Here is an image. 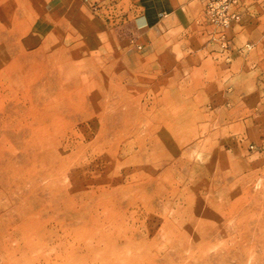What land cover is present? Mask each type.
Listing matches in <instances>:
<instances>
[{"label":"rangeland","instance_id":"374dc122","mask_svg":"<svg viewBox=\"0 0 264 264\" xmlns=\"http://www.w3.org/2000/svg\"><path fill=\"white\" fill-rule=\"evenodd\" d=\"M185 1L187 10L141 29L136 0H0V264L17 263L8 258L17 247L11 237L36 232L37 214L27 207L18 216L10 202L16 184L58 169L73 152L82 153L75 175L61 176L55 193L39 181L41 194L28 200L50 216L82 208L84 223L79 231L59 227L39 264H111L118 248L90 200L119 188L134 200L117 197L125 221L150 253L168 228L186 229L194 201L203 203L213 183L232 186L237 207L250 194L264 204V7L245 0L223 47L205 0ZM47 103L65 109L54 132L46 130ZM52 148L58 159L50 167ZM47 230L39 224L37 234ZM70 237L87 246H68Z\"/></svg>","mask_w":264,"mask_h":264},{"label":"bare ground","instance_id":"6f19581e","mask_svg":"<svg viewBox=\"0 0 264 264\" xmlns=\"http://www.w3.org/2000/svg\"><path fill=\"white\" fill-rule=\"evenodd\" d=\"M15 60L19 63V57H15ZM47 80L51 81L50 73H47ZM50 85L51 83L48 81L47 87ZM98 103H101V99ZM107 109V105H102V113H106ZM111 109L113 112H117V105L111 106ZM42 110L51 115L46 130L54 132L59 124L58 121L61 119L59 116H61L62 110H65L64 107L61 108L57 103L54 105L47 103L42 107ZM43 115L45 114L41 116ZM113 121L118 124L121 121L119 115H116ZM134 125L132 124L131 128ZM101 128V126H98L100 132ZM128 129L130 130V128ZM119 130L121 131L120 127L116 125L111 128L115 139L121 137L119 136L121 134ZM127 132L125 131V133ZM103 135L105 134L102 133L101 140L106 144V138ZM41 137L47 140L50 136L42 134ZM158 142L160 140H157ZM95 146L99 151L101 147L97 144ZM56 154L57 151L53 149L50 151V155L45 157L50 167L58 159ZM81 154L73 152L70 155H63L60 161L66 166L61 164L56 170L53 166L50 168L52 170L50 172L42 171L38 177L28 176V179H23L24 183H20V179L16 184L10 198V202L14 200L17 204L15 208L19 211H15L16 214L22 216L27 207L30 208L31 213L37 214V217H31L30 219L31 228L36 229V232L25 227L23 229L24 235L11 237L17 243V247L15 251L8 255V258L13 262L17 260L16 264H39V258L45 252V247L56 244L57 229L59 227L64 229L68 227L71 230L79 231L78 223H84L82 208L78 209L79 215H69L67 209L58 207L56 214L53 213L50 216L47 215L48 211L41 207L38 200H28L31 195L41 194L39 181L48 180L46 186L51 193L60 191L57 190L59 178L75 175L77 169L75 165L78 164ZM152 165L154 166V164ZM231 189L232 186L222 182L211 184L204 202L194 201L195 206L186 229L178 234L174 228H168V240L161 244L157 242V244L152 245L156 248L154 253L147 250L144 252L148 247L146 241L141 237L139 238L136 228L128 226L125 221L126 210L124 204L122 208L116 202L117 197L121 196L126 199L124 203L133 204L134 200L129 192L119 188L111 194L101 193L93 196L90 202H93L92 211H95L98 218L100 216L105 217L101 225L104 221L108 222L104 235L107 238H114L113 240L117 239L115 243L111 239L112 243L108 244L113 249L114 247L115 249L118 248L117 252L113 254L111 264L112 262L113 264H245L247 261L251 264H264V204L259 203L255 196L250 194L248 197V203L250 204L247 207H237L239 203L235 202L237 194L232 192ZM177 210L181 212L183 210L182 205L178 206ZM105 213H114L118 217L114 222L111 221L112 218H109L108 215H104ZM44 215H46V219H44ZM198 218L200 219L198 220ZM39 224L42 228L47 227V232L37 234ZM95 226L98 225L95 224ZM71 239L74 240V244L68 243V246H87L83 244L81 237ZM118 239L122 241H118ZM159 252H163L162 255H158ZM3 255H5V252L2 251L0 257Z\"/></svg>","mask_w":264,"mask_h":264},{"label":"built area","instance_id":"2783aa9c","mask_svg":"<svg viewBox=\"0 0 264 264\" xmlns=\"http://www.w3.org/2000/svg\"><path fill=\"white\" fill-rule=\"evenodd\" d=\"M264 7V0H256ZM245 0H205L204 13L212 26L218 30V39L224 47L228 41L226 31L241 19Z\"/></svg>","mask_w":264,"mask_h":264},{"label":"crops","instance_id":"0c3cea01","mask_svg":"<svg viewBox=\"0 0 264 264\" xmlns=\"http://www.w3.org/2000/svg\"><path fill=\"white\" fill-rule=\"evenodd\" d=\"M137 26L141 29H153L177 12L187 10L185 0H136Z\"/></svg>","mask_w":264,"mask_h":264}]
</instances>
